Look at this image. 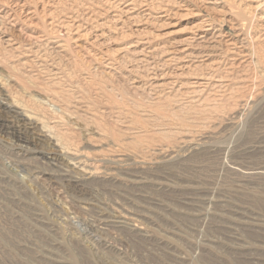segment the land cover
Wrapping results in <instances>:
<instances>
[{"label": "rangeland", "instance_id": "rangeland-1", "mask_svg": "<svg viewBox=\"0 0 264 264\" xmlns=\"http://www.w3.org/2000/svg\"><path fill=\"white\" fill-rule=\"evenodd\" d=\"M209 2L0 0V264H264V0Z\"/></svg>", "mask_w": 264, "mask_h": 264}, {"label": "bare ground", "instance_id": "bare-ground-1", "mask_svg": "<svg viewBox=\"0 0 264 264\" xmlns=\"http://www.w3.org/2000/svg\"><path fill=\"white\" fill-rule=\"evenodd\" d=\"M207 2L209 3L208 5H210V4H211V5H214V3H213V2L210 3L209 0H207ZM205 7H206V6H205ZM260 7H261V5H260ZM212 8H213V7H212ZM255 8L258 9L257 7H255ZM209 9H210V8H209ZM214 10H215V9H214ZM254 10H255V9H254ZM211 11H212V10H211ZM231 31H232V30H231ZM228 36H229V35H228ZM229 38H230V37H229ZM229 45H230V44H229Z\"/></svg>", "mask_w": 264, "mask_h": 264}]
</instances>
